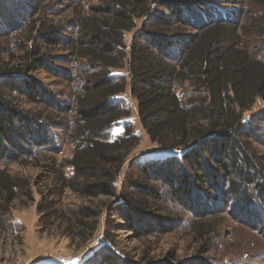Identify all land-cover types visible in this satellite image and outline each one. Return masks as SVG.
I'll return each mask as SVG.
<instances>
[{
  "label": "trees",
  "instance_id": "16d2710c",
  "mask_svg": "<svg viewBox=\"0 0 264 264\" xmlns=\"http://www.w3.org/2000/svg\"><path fill=\"white\" fill-rule=\"evenodd\" d=\"M95 1L87 11L72 7V17L58 22L52 4L0 0V235L14 232L13 203L33 201L29 181L9 167L37 162L53 176L43 197L62 200L71 191L107 199L104 210L39 205L50 226L65 222L64 233L83 242L99 233L105 211L104 242L79 264H208L203 257L220 239L218 216L230 205L246 219L264 218L257 152L264 147V112L250 113L264 101V61L250 53L245 26L213 16L219 6L212 0ZM40 72L75 87L72 103L40 81ZM126 90L151 142L173 155L132 160L140 140L131 125L113 135L131 116L121 98ZM58 130L69 132L73 146L62 163ZM174 207L194 218L197 257L169 254L171 263L144 252L135 260L120 249L118 232L141 239L177 231L185 221Z\"/></svg>",
  "mask_w": 264,
  "mask_h": 264
},
{
  "label": "rangeland",
  "instance_id": "374dc122",
  "mask_svg": "<svg viewBox=\"0 0 264 264\" xmlns=\"http://www.w3.org/2000/svg\"><path fill=\"white\" fill-rule=\"evenodd\" d=\"M219 8L216 10L215 18L223 13L233 18L241 26H245L248 35L244 40L249 46V51L256 56L258 60L264 61V0H212ZM33 2L49 3L53 5L55 20L66 22L73 15L72 7L77 6L82 11H87L88 6L97 4L95 0H33ZM210 15V14H209ZM76 29H72L70 34L75 36ZM71 35V37H73ZM56 54L61 55L62 49ZM70 70L71 67H65ZM127 71L113 73V76L125 75ZM43 83L50 85V88L56 92H64L65 97L61 98L64 103H72L73 93L76 88L63 84L62 80L53 78L45 72L35 74ZM124 102L131 110V116L120 122L121 127H117L113 135L122 136L124 133L123 124H129L133 128V134L140 140L139 145L130 156L131 159H139L143 162H155L156 159H163L175 152L171 149L159 148L151 142L145 130L139 122L137 113V104L130 96L129 90H126L123 97ZM24 109H35L31 104H24ZM43 108V107H42ZM264 112V101L257 100L250 113L259 114ZM248 113V114H250ZM261 123V121H260ZM264 124V123H263ZM264 127V125H263ZM264 132V128H263ZM58 142L62 152L57 157L58 162L62 163L72 157L73 146L68 138V131H57ZM261 160L264 162V147H259L258 151ZM47 157L41 156L39 160ZM37 162L29 166L12 165L9 167L10 174L26 178L33 190V201L25 197L19 198L12 205L14 232L11 235H0V264H79L87 256L92 254L93 250L101 245L102 222L104 221L105 211L99 217L100 231L96 234L93 241L83 242L75 241L67 236L63 231L65 222H55L50 226V219L39 213V205L50 202H59L58 210L62 212L76 209L79 205L100 206L104 210L105 198L87 199L76 195L71 191L64 194L62 200L48 199L43 197L53 176L50 172L38 167ZM68 176H71V170L65 169ZM121 180V179H120ZM117 182L120 186L121 181ZM43 197V198H42ZM175 215L184 219V225H181L174 233L161 236L159 238L149 237L134 239L124 232L117 233V242L120 243V249L131 254L135 260H139L144 252L157 260H168L172 263V256L180 261H187L197 257L195 243L192 241L189 224L193 222V216L180 208L174 207ZM230 207L225 213L218 216L216 223L220 233V239L216 243V248L208 255H204L203 260L208 264H264V218L262 224L257 220L246 219L245 214H240ZM264 216V214H263ZM114 222H120L118 217L113 218Z\"/></svg>",
  "mask_w": 264,
  "mask_h": 264
}]
</instances>
